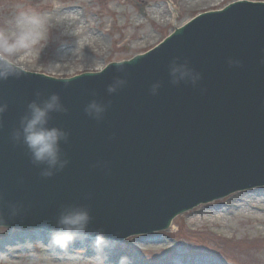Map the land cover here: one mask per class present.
Returning <instances> with one entry per match:
<instances>
[{"label":"water","instance_id":"1","mask_svg":"<svg viewBox=\"0 0 264 264\" xmlns=\"http://www.w3.org/2000/svg\"><path fill=\"white\" fill-rule=\"evenodd\" d=\"M176 56L202 73L197 87L170 83ZM120 65L128 84L111 95L108 85L124 76L117 64L69 80L28 72L0 81V104H7L0 116V209L7 226L52 230L61 205L78 203L91 209V229L123 240L167 229L202 202L264 185V3L202 14L154 51ZM157 81L162 87L154 96ZM37 92L41 99L59 93L73 115L70 127L65 113H53L52 123L70 133L63 145L70 163L51 178H42L11 140ZM93 99L111 102L102 121L84 112ZM218 136L225 142L215 143ZM76 185L79 191L67 192ZM16 202L25 210L12 218L7 204Z\"/></svg>","mask_w":264,"mask_h":264},{"label":"rangeland","instance_id":"2","mask_svg":"<svg viewBox=\"0 0 264 264\" xmlns=\"http://www.w3.org/2000/svg\"><path fill=\"white\" fill-rule=\"evenodd\" d=\"M183 1L0 0V27L21 9L32 7L58 16L57 7L75 4V18L77 15L80 22H86L84 28L80 22L76 25L79 37L65 34L63 26L51 27L46 43L41 41L27 53H21V62L28 71L66 78L93 73L90 68L96 63L105 69L110 62L144 53L197 14L221 9L236 0H220L191 9L185 7ZM161 7L171 13L169 16L167 12L170 21L165 25L153 16ZM68 16L74 23V16ZM149 31L155 33V40L141 45V37L147 36L149 33L145 32ZM91 32L98 37L94 53L88 55L91 63L60 65L54 60L59 46L79 45L91 37ZM70 50L73 52L72 48ZM49 233L24 227L0 230V264H24L28 244L39 240L47 243ZM72 250L84 257L92 255L79 241ZM121 255L130 256L134 264H264V189L241 190L201 204L177 216L167 230L133 236L121 242L111 260L118 261Z\"/></svg>","mask_w":264,"mask_h":264},{"label":"clouds","instance_id":"3","mask_svg":"<svg viewBox=\"0 0 264 264\" xmlns=\"http://www.w3.org/2000/svg\"><path fill=\"white\" fill-rule=\"evenodd\" d=\"M66 21H68L66 23ZM63 26L65 34L76 35L77 26L73 25L67 14L53 16L50 13L37 11L29 7L18 10L5 25L0 27V81L10 77L19 78L28 73V69L21 62V53H27L41 41L45 43L49 37L51 27ZM230 66L238 67L241 61L229 58ZM119 71L124 76H117L107 87V92L117 93L128 84L127 72L120 64ZM90 71L101 74L104 68L96 63ZM168 74L170 83L191 84L197 87L203 79L201 72L190 66L188 59L173 57ZM162 82L151 85L152 95H158ZM95 95V93H93ZM37 99L27 104L26 112L19 119V127L11 132V140L15 145L23 146L30 156L31 163L40 169L42 178H51L63 171L70 163L63 145L70 139V133L52 123L53 113H66L68 109L62 102L59 93L43 96L36 93ZM111 102L105 103L93 99L84 107L85 114L102 121ZM7 110V104H0V116ZM8 215L15 218L25 210L23 203H8ZM93 217L87 205L65 203L61 205L55 227L50 231L47 243L36 241L28 244L29 252L24 264H134L128 255H121L118 261H112L113 251L120 247L119 239H110L104 229H91ZM7 227L5 214L0 210V230ZM79 241L89 249L92 255L84 257L73 246Z\"/></svg>","mask_w":264,"mask_h":264},{"label":"bare ground","instance_id":"4","mask_svg":"<svg viewBox=\"0 0 264 264\" xmlns=\"http://www.w3.org/2000/svg\"><path fill=\"white\" fill-rule=\"evenodd\" d=\"M217 1H220V0H184L182 2V4L185 7L191 9V8L197 7V6H204L206 4H211V3L213 4V3L217 2ZM74 7H75V4H70L68 6L57 7L58 9L57 8L55 9V14H57V11H58L59 15L67 14V15H73L74 16L75 15V12H74V9H73ZM227 7H228V5H225L221 9L224 10ZM222 10H213V12H221ZM167 12H168V14L170 16L171 13L169 12V10H167V9L163 10V8L161 7L154 13L153 16L160 23L165 25V24H168V22L170 21V17L168 18ZM202 14H204V12ZM196 17L199 18L200 14H197L196 16L191 18V20L196 18ZM73 18H75V16ZM67 22L68 21H66V23ZM78 22H80L79 21V17L76 15L75 21L72 24L76 26ZM80 23H81L82 27L84 28L86 22H80ZM145 33H147V34L149 33V34L147 36L144 35V36L141 37V41H140L141 45L142 44H146V43L148 44L151 41L155 40V38H156L155 33L153 31H149V32H145ZM72 36L79 37V34L76 33V35H72ZM90 36L91 37H88V39L86 38V40H83L81 43H79V45L78 44L77 45L72 44L71 46L70 45H65V48L62 47V46H59L58 54H57L56 57H54V60L59 62L60 65H63V64L67 65V64H72V63L74 64V63H77L79 61H81L80 63H83V64L91 63V62H89L90 59H89L88 55L94 53L95 49H93V47H95V48L97 47L98 37L96 36V34L94 32H91ZM66 46H69V47H66ZM71 48H72L73 52H71V50H70ZM99 50H100V48H99ZM66 108L68 109V111L65 113L66 120L64 121V123L68 124L71 127L73 125L72 124L73 115H72V112H71V108L70 107H66ZM110 113H112V110L110 111ZM74 122H79V120H74ZM70 127H68V128H70ZM240 130L243 131L244 128H242ZM214 141H215V143H218V142L221 143V141L225 142V138L223 136H220V137L218 136V137H215ZM176 166L177 165L175 164V167ZM260 188L264 189V187H260ZM66 190H67L68 193L72 194L75 191H79V187H77V185L76 186H70ZM253 191H256V190H253ZM0 204H1V201H0ZM0 210L4 211L3 208H1ZM13 227H20L21 228L22 226L13 225Z\"/></svg>","mask_w":264,"mask_h":264}]
</instances>
